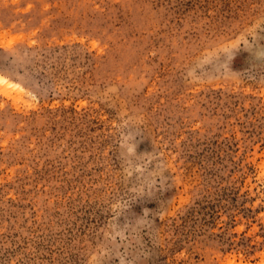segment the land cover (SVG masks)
Masks as SVG:
<instances>
[{
	"label": "rangeland",
	"instance_id": "rangeland-1",
	"mask_svg": "<svg viewBox=\"0 0 264 264\" xmlns=\"http://www.w3.org/2000/svg\"><path fill=\"white\" fill-rule=\"evenodd\" d=\"M0 76V264H264V0H0Z\"/></svg>",
	"mask_w": 264,
	"mask_h": 264
},
{
	"label": "bare ground",
	"instance_id": "bare-ground-1",
	"mask_svg": "<svg viewBox=\"0 0 264 264\" xmlns=\"http://www.w3.org/2000/svg\"><path fill=\"white\" fill-rule=\"evenodd\" d=\"M0 82H7V80L5 78H3L2 76H0ZM9 85V84H8ZM7 86V85H6ZM8 88V87H7Z\"/></svg>",
	"mask_w": 264,
	"mask_h": 264
}]
</instances>
